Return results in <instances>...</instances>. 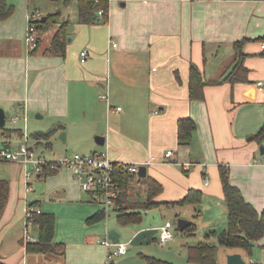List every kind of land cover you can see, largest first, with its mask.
<instances>
[{
	"label": "crops",
	"instance_id": "obj_1",
	"mask_svg": "<svg viewBox=\"0 0 264 264\" xmlns=\"http://www.w3.org/2000/svg\"><path fill=\"white\" fill-rule=\"evenodd\" d=\"M35 1L8 0L16 3V10L0 22V107L6 121L11 123L14 115L27 119L31 112H36L37 119L48 115L53 124L47 131L59 127L51 138L66 130L60 123L68 127L70 120L81 139L93 138L91 153L106 152L117 163L153 160L146 166V176L162 186L152 198L160 204L137 209L141 218L151 210L172 206L165 203L180 200L190 189L201 192L199 204L205 201L207 208L226 210L220 165L228 168L230 182L246 201L258 212L264 209V153H260L264 138L254 137L264 125V85H257L264 83V0H109L106 23L81 24L76 14L75 33L67 42L65 56L44 54L63 16L39 36V49L29 51L27 15L38 11L30 9ZM72 1L77 10V0ZM72 1H62L63 6L67 8ZM238 41L242 44L236 48ZM83 50L88 53L81 62ZM238 53L243 54L239 61L247 69L246 79L234 82L231 75L226 80ZM191 64L203 77L198 98L190 97ZM215 80L220 82L213 84ZM104 94L108 96L105 105L99 101ZM117 107L121 110L116 111ZM188 117L196 128L190 144L180 146L177 121ZM96 136L104 138L103 145L95 141ZM34 138L51 147L50 138L49 145ZM168 150L172 155L166 160ZM178 163L191 166L186 169ZM136 176L128 183V201L139 204L146 201L147 192L143 178ZM1 179L8 181L9 191L0 216V262L103 264L104 249L97 242L99 236L112 232L108 215L88 225L87 218L100 210L88 203L93 200L89 194L88 200L82 196L68 169L36 176L33 189L31 178L27 189L23 167L11 162L1 164ZM135 183L141 185L144 199L134 198L139 191ZM37 185L42 186L40 190ZM30 203L54 215L53 242L58 247L53 253L27 252L23 245V214ZM225 214L227 223V210ZM215 219L209 220L207 231H218L213 228ZM157 223L154 215L145 225L130 229L133 234L128 241L140 246L157 242L162 225ZM33 230L37 239V228ZM127 248L111 263L131 264L134 259ZM225 248L217 256L219 264H227L231 253L240 254L245 264L252 260L264 264V236L254 243L252 256ZM139 256L145 264L155 258L142 252Z\"/></svg>",
	"mask_w": 264,
	"mask_h": 264
},
{
	"label": "trees",
	"instance_id": "obj_2",
	"mask_svg": "<svg viewBox=\"0 0 264 264\" xmlns=\"http://www.w3.org/2000/svg\"><path fill=\"white\" fill-rule=\"evenodd\" d=\"M52 1V0H51ZM57 1V0H53ZM63 3L69 4L72 0H62ZM77 21L81 24H92L98 21L100 18L106 23L108 20L109 12V0H77ZM15 7L8 0H0V22L6 21L14 13ZM102 10L103 14L98 16V11ZM59 13H54L46 16H42L40 20L35 22L36 30L38 33L37 47L32 50L36 52L40 46L39 35L48 32L53 28L60 19ZM68 26V20H64L59 24L58 29L55 31L50 39L49 46L44 50L45 55H59L65 56L66 45L68 39V32L66 30ZM264 40V38H263ZM241 42H235L234 46L239 48ZM242 53H238V61H236L234 68L228 73L227 78L231 81L245 80L244 76L247 69L240 63ZM202 74L199 69L191 64L190 66V80H189V92L191 98H198L201 96L200 87L203 84ZM220 82L215 80L213 84ZM196 125L191 118H180L177 121V139L180 146H187L192 140L193 133ZM59 129V127H52L47 132H37L34 136L46 141V145H49L50 136ZM22 136V129L0 127V149H9L10 139L12 136ZM256 139L264 138V125L254 136ZM54 170L46 169L42 175L53 173ZM219 177L222 184V190L224 195V201L227 210V226L220 232L216 233L211 231V234H215L219 245L240 249L248 254L251 253L252 247L255 242L260 240L264 236V209L258 212L254 206L246 201L242 195L240 189L230 182L229 170L227 167L220 165L218 167ZM137 177L134 173L129 172H116V178L119 182L120 197L117 200V207L114 208L116 213V219L120 225H127L131 223H138L141 220V211L135 212L137 209L145 211L151 208H155L160 203L153 202L152 198L161 192L162 186L154 179L146 176L143 178L146 185L147 199L143 203L134 204L128 201L129 181ZM9 191V183L5 179L0 180V216L4 210ZM201 201V192L199 190L190 189L188 192L178 201L165 203L166 205H197ZM34 203H30L33 205ZM34 206V205H33ZM137 207V208H136ZM104 212L97 211L93 215L87 218V223H95L104 219ZM33 228H37V239L35 242H29L26 244V251L33 253H53L58 245L53 242L54 236V215L51 213L33 214L31 217ZM196 224L191 222L189 226L185 227L182 231L188 232L189 235L195 233ZM187 261L190 263L198 264H216L215 259V246L206 243L189 245L186 249ZM0 264H3L0 262ZM148 264H172L164 261H160L154 258L149 259Z\"/></svg>",
	"mask_w": 264,
	"mask_h": 264
},
{
	"label": "rangeland",
	"instance_id": "obj_3",
	"mask_svg": "<svg viewBox=\"0 0 264 264\" xmlns=\"http://www.w3.org/2000/svg\"><path fill=\"white\" fill-rule=\"evenodd\" d=\"M16 1H18V0H16ZM12 4L14 5L15 10H16V7H17L16 3L14 2ZM34 8H36L42 14V16H46V15H50V14H54V13H59V15L61 17L63 16L65 20H68V26L66 28V30L68 32V38H72L73 34L75 33L74 28L72 26L73 25V19L76 16V3H75V1H72L71 5L68 6L67 8H65L63 6L62 1H59V0H57V1L38 0V1H35L34 3H32V5L30 7V9H34ZM58 22H59V20H58ZM76 43H77V40H75V44ZM99 101L101 102L103 100H99ZM105 102L106 101L104 100L102 104L105 105ZM35 114H36V112H31L30 115L27 116L26 123H25L26 124V130L24 129V122L22 120L18 121L16 123V125L6 121L5 127L15 128V129L21 128L22 134L24 132L26 133V135L28 136L29 144L34 147L35 154L37 156L38 155H40L42 157L44 156L45 159L49 160V159H51V156L53 154H55L54 158H56L58 156V154H64V153H67V154H73V153L89 154V153H91L88 150L91 148L89 146H92L91 142L94 143L93 138L90 137L89 140L81 139V137L77 134V130L75 129V126L72 125V124H74L73 121H70V120L68 121V124H69L68 127L69 128L65 125V123H60V124L64 125V129H66L67 131L63 130L60 133H58L57 135H54L53 137H51L50 138L51 147L46 148L44 141H38L37 139H35L34 134L36 133V131L47 132V130L52 126L53 123H52L51 119H49L48 115H46L44 118L37 119ZM62 132L65 134V142L60 140V137H59ZM22 139H23V137L21 136V138H20L19 135L12 136L10 139V142H11V148L10 149H14L17 145L16 143ZM0 141H1V137H0ZM54 158H52V159H54ZM5 163H11V162L0 160V166H1V164H5ZM61 169H63V168H61ZM28 170H31V168L28 167ZM35 180H36V176L31 179L32 189L36 185ZM135 184L138 186L139 191L134 198L137 200L142 199L144 197L142 187L138 183H135ZM41 187L42 186L37 185V190H40ZM81 191H82L81 192L82 196L84 194L87 195L86 197L88 200L89 195L86 192H84L83 190H81ZM88 203L93 204V206H95L97 210H101L105 213V215H108L106 218L108 221V227H109L110 231H112V232L114 231L119 235L121 233V237L118 240V243L126 245V248L128 247L127 248L128 255L130 253V256H132L134 259L133 262H131V264H145L146 263V261L141 256H139V252L140 253L142 252L143 254H146L149 256L153 255L152 257L155 256L156 259H158L160 261L167 262V263L188 264L190 262L187 261V251H186L187 247L189 245H192V244H202V243H206V244L215 246L216 264H219V260L217 259V256H220V254L222 255L226 249L225 247L218 244L216 235L210 233L212 230L207 231L209 228H211L209 226L210 225L209 220L212 217H214V218L216 217L215 222H214L216 227H213V228H216L218 230V231H215L216 233H220L226 228V226H227L226 214H225L226 210L224 209V210L220 211L218 209H215V211H214L213 207L207 208V204L205 201L201 204L198 203L197 205H192V204L183 205V206L174 205V206L161 208L160 210L154 209V210H151L148 214L142 216V218H141L142 222L140 221L141 223L139 222L138 224H127V225H120L117 222L116 214L112 208H110V209L105 208L104 205H102L96 201L93 202V200L91 202H88ZM223 205H225V204L223 203ZM193 206H197L196 210H199V212H196L195 208ZM76 213H77V211H76ZM154 215H157V217H158V223H157L158 225H161V224L164 225L166 221L170 222L171 230L173 232V239L171 240V242L169 241L166 245H160L158 243V236H159L160 228L162 226L161 225L159 227V231L157 234V242L155 241L156 243L152 242L150 244H143L142 246L137 245V244H131L130 241H128L133 234L132 231H130V229L141 227L142 225H145L148 221H150L151 217H153ZM222 215H224V216H222ZM24 217H25V215H24ZM180 218L190 220L196 224L195 233L193 235H189L188 232L187 233L183 232L182 230H180L178 228L177 221ZM98 222H100V221H98ZM98 222H95V223H98ZM95 223H90L88 225H92ZM30 230H31V236L35 237L34 236L35 231L33 230L32 226H30ZM98 238H97L98 239L97 244L102 246L104 249L103 264H112L111 261L114 258L112 260L107 259L106 249H105L106 247L101 244V240L104 238H108V236H106L104 238H103V236H99ZM248 256H252V255L248 254ZM164 258H166L167 260H163ZM115 264H117V263H115ZM191 264H198V263H191ZM250 264H255V262L252 260V261H250Z\"/></svg>",
	"mask_w": 264,
	"mask_h": 264
},
{
	"label": "built area",
	"instance_id": "obj_4",
	"mask_svg": "<svg viewBox=\"0 0 264 264\" xmlns=\"http://www.w3.org/2000/svg\"><path fill=\"white\" fill-rule=\"evenodd\" d=\"M103 14L102 10L98 11V16ZM42 17L39 11H34L27 15V30H26V43L29 51L34 50L37 47L38 33L36 30L35 22L40 20ZM112 46L117 44L111 41ZM264 47V41L262 42ZM87 51L83 50L80 52L81 62H84ZM257 85L262 88L264 83L259 81ZM102 100L107 101V94L100 96ZM116 111H120L121 107H117ZM22 120L24 122V129L26 130V116L14 115L10 118V122L15 124ZM23 139L21 140L17 149H0V160L8 161L19 164L24 169V179L28 187V181L34 176H40L48 168L50 170H58L60 168L68 169L73 177L78 181L81 190L91 196V198L104 205L105 208H116L117 200L120 197L119 182L116 178L117 170L119 172H129L137 175L140 166H147L153 163V160H148L144 163H129V162H114L106 152H94L91 154H58L54 159H45L35 154L34 149L30 146L28 136L24 132L22 134ZM172 155V151L168 150L164 154V157L169 159ZM176 163V162H172ZM179 164V163H178ZM182 167L188 169L191 164L183 163L179 164ZM28 167L31 170H28ZM207 183V179H206ZM41 210L33 205L28 204L25 208V222L22 233V242L25 246L29 242H35L36 238L31 236L30 226L33 228L31 217L33 214H39ZM173 239V232L171 230V224L166 221L160 228L158 243L160 245H166ZM108 238L101 240V244L107 249L106 257L111 260L113 257L118 256L126 250V245L121 243H114Z\"/></svg>",
	"mask_w": 264,
	"mask_h": 264
},
{
	"label": "water",
	"instance_id": "obj_5",
	"mask_svg": "<svg viewBox=\"0 0 264 264\" xmlns=\"http://www.w3.org/2000/svg\"><path fill=\"white\" fill-rule=\"evenodd\" d=\"M96 23L103 24L104 20L99 19L98 21H96ZM67 41L69 42L70 38H68ZM5 125H6L5 111L3 108L0 107V127H4ZM59 137H60V140H62V141L65 140V134L63 132L60 134ZM95 141L100 145L104 144V138L101 136H96ZM260 153H264V146H260ZM137 175L140 178H144L146 176V166H140ZM190 223L191 222L189 220L180 218L177 221V226L180 230H183L185 227L189 226ZM108 239H110L114 243H116L119 240L118 234L113 231V232L108 234ZM226 261H227V264H245V262L243 261V259L240 256V254H238V253L228 254L226 257Z\"/></svg>",
	"mask_w": 264,
	"mask_h": 264
}]
</instances>
